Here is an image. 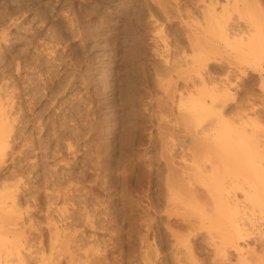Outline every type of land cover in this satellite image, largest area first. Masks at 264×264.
<instances>
[{
    "label": "rangeland",
    "instance_id": "374dc122",
    "mask_svg": "<svg viewBox=\"0 0 264 264\" xmlns=\"http://www.w3.org/2000/svg\"><path fill=\"white\" fill-rule=\"evenodd\" d=\"M202 1L197 0V3L196 0H177L181 6V10H183V14L181 13L182 20H179L173 18L174 16L167 19L160 12L158 0H0V102L6 104L5 108H1L4 107L1 104L0 108L4 112L0 110V112H3L0 114V117L1 115L4 117L7 114L5 115L8 116L6 119L10 118L9 116L12 119L11 121L10 119L7 120V127L10 125L11 128H5L6 131L8 129L10 131L8 130L9 134H6L8 132L5 133L6 144L8 141V147L6 146L8 150H5L7 152L6 156H3V161L0 160V192L4 194L6 192L5 189L8 187V189L13 191L14 199H16H13L16 209H14L15 207L11 208L14 204L8 210L6 209V211H9L8 216L12 215V217L16 218L12 219L14 223L10 220L6 221L3 218L4 221L0 220V227L3 230L5 229L4 231L12 229V232L8 230L7 236H13L12 234L16 233L15 236L19 235V242L22 243L20 248L18 246L19 250L17 247H13V251H11L12 248L9 245L11 249L8 247L10 250L5 249L6 252H15L16 249L17 251L21 250L20 252L23 253L33 252L32 254L35 252H58V246L61 247L62 245L63 247V244H66V241L65 243L62 241L65 239L63 237L64 234L69 233L71 240L67 241L66 245L68 246H65V248L61 247L62 249L59 252H63L64 250L65 252H73L74 257L76 256L75 258H84L85 253L90 254L89 252L94 253L97 251L98 254L107 252L108 261L105 260L107 264H116V260L117 264H176L175 260L177 258L181 260V264L236 263L237 253L230 251L227 252V255L220 257L219 254H216V256L214 252H207L205 249L203 251L202 247H200L202 246L200 241L197 242L193 252H185V248L180 246L178 247L179 250H177L173 242V237L176 234L172 237L164 231L163 223H165L167 215L163 211L164 200H162L163 196L161 195L163 189L162 187H160L162 190L158 188L160 181L157 180L159 176L157 174L159 173L160 177H162L160 172L163 173L164 166L158 158L160 157L158 153L161 149H159L160 142H158L159 140L156 141V137L160 139V136H157L155 130L158 127V123L162 126L167 125V127L173 125L172 121L177 114V92L175 89L181 88L182 84V80L177 77L179 76L177 72L180 70L174 72L173 69H170L171 65L168 63H172V61L170 60L169 62V59L165 58L168 52H171L170 54L173 55V52H177L176 49L178 51L182 48L185 51L188 49L187 45L185 46L186 38L184 31L186 27L183 24L184 14L188 13L192 16L190 21L194 27L196 22H200L199 16L201 14L199 13H201V8L206 5L205 2L208 0ZM167 2L173 4V0H168ZM167 2L163 3V5L165 4L164 6L170 9L171 7L169 8V6L173 5L170 3L166 4ZM251 2L254 7L253 9L251 5V10H255L256 15H259L258 21L262 28L261 33L264 34V13H262L264 12V0H252ZM216 7L218 8L219 6ZM183 8L185 10L188 9L189 12H184ZM191 9L192 11H190ZM171 11H174L173 7ZM233 12H230L233 16L229 15L230 19L228 21L231 24L228 22L227 30L229 32L233 30L232 32L234 33L235 31L245 30V27L248 28L246 20L239 17L235 11ZM254 12L252 11L251 13L254 14ZM107 13L110 15L111 24L119 25L118 31L122 33L120 34L123 38L120 39V52L115 58L114 68L105 67L103 68L104 72L92 70L94 79H97V82H99L98 79H101L104 74L107 77V85L99 82V86H102V88L101 86L99 87L101 93L97 92L99 97L102 94L104 101L102 96L98 98V95H94V87L88 86L90 88L87 87V89H84V85H82L83 88L81 87L83 78L80 80L82 77L80 75L82 74L81 69L83 66L80 61L78 62L77 54L72 50L80 47L82 43L78 46V43H80L78 42L80 41L77 39L78 37L72 38L76 37L75 34H77L78 28H81V25H83L82 27L87 26L88 23L92 24V27L94 23L95 25H99L98 23L101 22L99 20L104 15L107 16ZM71 16L72 18L76 16L78 22L76 21V17L72 20ZM195 18L199 20L195 21ZM69 22L70 26L74 28V24L76 25L75 29L77 31L74 29L71 32L75 33L74 37L70 36L69 32H67ZM153 22L157 23L154 24ZM243 26L245 27L243 28ZM145 27L148 29L146 30ZM69 28L72 31L73 28ZM128 28L132 29L129 30ZM158 28H161L159 33H157ZM95 30L93 31L94 34L92 32L89 33L90 44H88V40L86 46L90 49V54H96L97 52V55L101 57L106 48L101 40H99V43L97 42L98 37L95 36L97 29ZM53 32H56L55 35ZM57 34L59 35L56 36ZM55 36L56 38L60 37V44L58 46ZM70 37L72 40L69 39ZM157 37L161 38L157 39ZM129 38L133 39L130 40ZM70 42L75 44L72 45L73 49ZM68 44L70 47H68ZM95 44H98V47L91 49L92 45L94 46ZM110 45L108 47L112 48ZM52 47H56V49ZM163 47L167 48V53H164ZM75 51L77 52V49ZM225 51L226 49L220 44L215 55L222 54L215 56L214 59H216L211 60L208 64L210 70L213 71L208 70L209 67H202L203 71L201 70V74L204 77L210 74L209 78L213 77L212 80L214 79L213 85L223 86L221 82L226 81L227 83L229 81L231 93L239 94L238 98V95H235L236 98L234 99L236 101L233 99V102H228L229 106L233 104V106L242 105L241 103L243 102V106L246 105L247 111L252 106L253 108L255 107V110H249L253 115L249 113L248 116H251L249 117L250 119L253 116L252 120L257 121V126L255 125V127L259 126V128H262L264 127V92H262L261 86L259 87L258 85L260 82L259 74L257 71L254 72L248 69L246 76L241 75L237 72L239 64L236 63L238 62L235 60V63L231 56L227 57ZM187 52L189 51L187 50ZM109 53H111V49L106 54ZM73 54L77 58V61L75 60L74 62L76 66L73 65L76 69L72 68V63L75 59ZM188 54L190 55V53ZM189 55L187 56L189 57ZM180 56L177 59L181 60ZM188 57L187 59H189ZM78 67L81 69H77ZM137 68L138 70H136ZM72 69L78 72L76 73L78 77L76 76L75 78L77 82L73 85L74 87H71L70 83H67L68 77H71ZM104 85L107 88H104ZM179 85L180 87H178ZM85 90L89 91L88 95H91L88 96V92L86 91L87 93H85ZM87 96L88 98H86ZM93 96L94 99L91 98L89 100V97ZM96 97L99 101L95 100ZM84 98L87 100H84ZM238 99L239 101H237ZM92 100H94L93 103L97 102H95L96 106L92 103ZM87 101H91L92 104L89 105ZM240 101L242 102L239 103ZM7 102L12 107L9 106L12 111L7 109ZM52 102H55V106L52 105ZM99 102L100 107L98 106ZM108 103H111L110 106ZM106 105L108 106L105 107ZM247 106L249 107L247 108ZM89 108L93 109L94 114H96L95 116ZM7 111L10 113H7ZM92 114L93 118L91 119ZM104 114L105 116L102 117ZM101 117L104 119L101 120ZM106 118L107 121H105ZM104 121L106 124L103 123L105 125H102ZM96 123L99 124L96 125ZM113 123L115 124L114 126L112 125ZM120 123L121 126L119 127ZM102 127L106 129H102ZM125 127L128 128V131ZM110 128H113V131ZM259 128L258 130H260ZM96 129H100V131ZM121 129L127 131L129 134ZM142 129L144 130L141 131ZM261 131L264 132L262 129ZM114 132H117L116 135H114ZM98 133H101L100 135L102 136L99 137ZM123 133L129 135L127 137L125 136L126 134L124 135L127 140L124 138ZM152 133L156 134L155 139V135ZM128 137H130V140H128ZM102 138H105L103 139L105 141L102 140L100 142ZM149 140L152 142L151 146L153 143L155 145L153 144L154 146L151 147ZM104 142L105 144H103ZM99 143L106 147L99 145ZM175 143L177 141L173 142V145L176 147L173 145L171 147L172 158L175 157L174 162L177 161L176 163H178L180 156L177 153L180 154L181 152H178L179 149L177 147H180V145ZM67 145L71 146L68 147ZM153 147L156 148L155 151ZM150 159L151 161H149ZM153 162L156 166L153 165ZM147 164L149 166L153 165L154 169L156 167L160 169V171L156 172L157 174L155 173L157 176L155 180L159 182H157V187H154V191L153 189H149L150 186L148 187L150 178L147 176V168H149ZM156 169L155 171H157ZM13 185H16V188ZM152 193L155 198L154 215L150 203ZM1 194L2 198L3 194ZM9 202L11 201L8 199L5 203L9 205L11 204ZM4 205L8 207V205ZM17 207L19 208V212H17ZM15 210L19 215H17ZM0 214L1 216L5 215L2 211ZM170 214L171 217L169 218L173 221L171 223L173 234L177 233L184 240L188 232L183 229L184 224L180 225L182 218L175 213ZM152 217H154L153 221L155 222L156 248L158 249V252L153 253L150 250V248H153L150 229ZM55 227L59 233L57 241L55 238L50 237V235H53V228L55 229ZM61 227L67 231L64 230L65 232L62 233ZM177 235L175 238H178ZM5 236L3 235L2 238L7 240L9 244L12 238L8 237L9 240ZM50 241L52 242V246H50ZM54 241L57 244H54ZM66 248L70 249V251L66 250ZM5 250L1 252H5ZM11 252L9 253L10 257L8 255L9 258H6V256L5 260L10 264H16L13 263L16 261L13 260L15 256L11 257ZM241 254H243L248 264H264V252H242ZM155 256L156 258H153Z\"/></svg>",
    "mask_w": 264,
    "mask_h": 264
},
{
    "label": "bare ground",
    "instance_id": "6f19581e",
    "mask_svg": "<svg viewBox=\"0 0 264 264\" xmlns=\"http://www.w3.org/2000/svg\"><path fill=\"white\" fill-rule=\"evenodd\" d=\"M159 1L160 0H158L160 12H162V14H164L167 19H170L172 16H174L173 18L182 20L181 16L183 14L182 13L183 10H181V6L179 5V2H177V0H173V4L170 2H167L168 0H164V2H162L163 0H161L162 3L161 2L159 3ZM251 1L248 2L247 0H222V1H220V0L219 1L218 0H208L207 2H205L206 5H204L203 8H201L202 9L201 13H199V14H201V16H199L200 22L199 21H198L199 23L196 22V24H195L196 26L194 25V27L190 21L192 16H190L188 13L184 14L185 18H184L183 24L186 27V30L184 29L185 30L184 31L185 32V38H186L185 46L187 45V48H188L187 50L189 52H187V50L185 51V49H183V48L179 51L176 49L177 52H175V53L173 52L172 53L173 55L170 54L171 52L169 53L167 51L168 54H166L167 56L165 55L166 58L164 57L165 59L168 58L169 62H170V60L172 61V63H168L171 65V66L169 65L170 69H173L174 72L175 71L177 72V70L178 71L180 70L179 72H177L179 76H177V75L176 76L182 80L181 88H178V89H175L176 87L174 88L175 91L177 92L176 93L177 94V98H176V100H177L176 101L177 102L176 103L177 104V112L176 113L177 114L175 113L176 114V116H174L175 119L172 121L173 125L170 127L169 126L167 127V125H165V126L163 125L164 126L163 127L160 123H158V125H157L158 127H156L157 129L155 128L157 130V131L155 130V133L157 132V136L159 135L160 139H158L159 137H156L155 133L154 134L152 133L153 135H155L154 139L156 137V141L159 140L158 142L161 143V144L159 143V145H160L159 149H161V151L159 150L158 156H160V157H158V158H159V161L161 160L160 162H162V164L164 166L163 173L160 172L162 174V177H160L159 173L158 174L156 173V172L160 171V169L158 167H156L159 170L155 168L157 170V171H155L154 166H156V165L154 162H153L154 166L150 165L151 167L148 165L149 162L147 164L149 167V168H147L148 169L147 176H149V178H150V181L148 183L149 184L148 187L150 186L149 189L150 190L153 189V191H154L155 190L154 187H157V182H159V181H160L159 182L160 184L158 185L159 186L158 188L162 187V189H163V192L161 194L163 196L162 200H164L163 211L167 215V217L165 218V223H163L165 233H168L172 237L175 234L177 235V233L173 234V230L171 228V223L173 221H171V219L169 218V217H171L170 213H172V214L175 213L176 215H178L182 218L181 221L183 223L181 222L180 225L184 224L183 229L188 232V234L185 236L184 240L182 239V237H180L178 235H177L178 238H175L176 235H175V237H173L174 238L173 242L175 244L176 249L179 250L178 247L180 246V247L185 248L184 249L185 252H193L197 242L200 241V243L202 245L200 247H202L203 251L205 249L207 252H214L215 255L219 254L220 257L222 255L223 256L227 255V252H230V251L237 253L236 263L234 262V264H248L245 257H243V254H241L242 252H258V251L264 252V132H262V131L260 132L261 129L264 130V127H262V128H259V126L255 127V125L257 126V121L252 120L253 116H252V119L249 118L251 116H248V114L249 113L252 114V112H250L249 110L250 109L255 110L254 109L255 107L253 108L251 103L250 104L252 107L250 106L251 108H249V110H248L249 112L246 109V105H244L245 107L243 106L242 101L239 102V103L242 102L241 103L242 105L238 104L237 106L236 105L233 106L234 105L233 104L232 105L233 107L229 106L230 104H228V102H233V99L236 98L235 95L237 94V93H231L232 90L230 89L229 81L227 83H226V81L221 82V84L223 83V86L220 84L222 87L217 86V85H213L214 84L213 83L214 79L212 80L213 77L212 78L210 77L211 78L210 79L209 76H211V75L210 74L207 75V73H206L207 77H204V75L201 74L202 73L201 70H202V67L208 68L209 62L211 60H213L215 56H220V54H222V53L218 52L219 55H215V54H217L218 46L220 44H222L223 48L226 49V51H225L226 56L227 57L231 56L234 59V61L236 60L238 62V63H236V61H235L236 64H239V65L241 64L240 66L239 65L237 66L238 67L237 72H239L241 75H244V76H246L248 69H251V71L253 70L254 72L255 71L258 72L259 77H260V82L258 85H259V87L261 86V88H262L261 90H262V92H264V34L261 33L262 28L260 27V25H259L260 22L258 21L259 15L257 16L256 13L254 12L255 10H253L254 7H253V4ZM165 2H167L166 4H168V3L172 4L173 6H171L169 4L170 5L169 8L173 7V10L175 12L171 11V8L170 9L166 8V6H164L165 4L163 5V3H165ZM196 2H197V0H196ZM253 3H255V2H253ZM155 4H156V1H155ZM216 6H219V7L217 8ZM250 6L253 7L252 10H251ZM167 7H168V5H167ZM184 8H185V6H184ZM187 10H185L184 12H189V10L188 11ZM250 10H251V12L253 11L254 14H252L250 12ZM190 11H192V9ZM231 11H232V13H234L233 11H235L239 17L244 18L246 20L248 28L243 26V28L245 27V30L242 28L243 29L242 31L239 30L238 32L235 31L233 33L232 32L233 30L231 29L232 31L230 30L231 32H229V30H227L226 27L228 26L227 25L228 22H230V21H228V19H230L229 15H231V13H230ZM260 11H262V10H260ZM74 12H76V11H74ZM74 12H73V15H74ZM199 12H200V10H199ZM262 13H264V12H262ZM102 15H104V14H102ZM72 16H71V18H72ZM231 16H233V15H231ZM74 17H76V16H74ZM100 17H102V16H100ZM109 17H110V15L107 13V16L104 15L101 20L98 19L99 21H101V22L98 21L99 25H97V24L95 25V23H94L93 27H92L91 26L92 24L90 25L88 23L89 26H88V24L85 27H82L83 25H81V28H78V31H77V29H75L76 28L75 24H74L75 28L73 26H70L71 25L70 24L71 21H70L69 25H68V30H67V32H69L70 36L71 35L73 36L75 33L73 34L71 32H73V30L75 29V31H77V34H75L76 37H74L75 36L74 35L73 36L74 38H72V39H75L78 37L77 39L80 40V41L77 40L78 42H80V43H78L79 45L76 44L78 46H80V44L82 43L80 47L77 46L78 48H80L79 51H78V48H74V50H72L77 54L78 62L80 61L82 63V66H83L82 69L80 67L77 68V69L80 68L82 70V72H81L82 74L80 75V76H82L80 78V80L83 78V80L81 81L82 82L81 87H82V85H84L83 86L84 89H87L88 86H91L92 88L94 87L93 93L96 96L98 95L97 92L100 90L99 87L101 86V85L99 86V82L102 84H106L107 83V77L104 74L105 76L103 75V77L101 79H98L99 82H97V79H94V75L92 73L94 70H96V72L97 71L104 72L103 68H105V67H108L110 69L114 68L113 64H115L114 63V61L116 60L115 58L118 56V53L120 52V39L123 38L121 36L122 33L118 31L119 25L116 26V25H114V23L111 24V21H110L111 18H109ZM73 18H72V20L75 19V18L74 19ZM233 18H237V17H233ZM185 19H187V20H185ZM194 20L197 21L199 19L195 18ZM194 20H192V21H194ZM76 21L78 22V18ZM157 22H155V23H157ZM73 23H75V22L73 21ZM90 23H91V21H90ZM168 23H169V21H168ZM115 24H117V23H115ZM229 24H231V22ZM78 25H79V23H78ZM69 27L73 28L72 31ZM94 27H95V29H97V32L95 35L96 37H98L97 42L99 43V40H101L104 43V46L106 48L104 50V52L101 54V57L99 55H97V52H96V54H94V53L90 54V52H89L90 49L87 48V46H86V43L88 40H89L88 44H90L89 33L92 32L94 34V32H93L95 30ZM111 27H113V29H111ZM128 29L130 30L132 28H128ZM147 29L148 28H146V30ZM160 29L158 28L157 33H159ZM228 29H230V28L228 27ZM235 30H237V29H235ZM182 32H183V30H182ZM1 33H2V31H1ZM55 33H54V35H55ZM58 35L59 34H57L56 36H58ZM66 35H68V34L66 33ZM90 35H92V34H90ZM56 36H55V38H56ZM59 38H56L57 41L55 39L57 46L60 44ZM158 38H161V37H157V39ZM69 39H71V37ZM132 39L133 38H131L130 40H132ZM65 40L67 41V39H65ZM70 45L72 46L75 44L71 43ZM70 45L68 44V47H70ZM109 45L112 48H109L108 47ZM97 47H98V44H95L94 46L92 45L91 49H96ZM52 48H51L52 51H53V49H56V47H54L53 49ZM165 48H164V50H165L164 53H167L166 52L167 48L166 49ZM72 49H73V46H72ZM75 49H77V52L75 51ZM110 49H111V53L106 54L108 52V50H110ZM188 53H190V55ZM184 54L189 55V57L187 55H184ZM179 56L181 57V60L177 59V57L179 58ZM73 57L75 58L73 60V63H74L75 60L77 61V58L75 57V55ZM187 57L189 59H187ZM177 60H179V61L177 62ZM164 62H162V64H164ZM73 63H72V66L76 64V63H74V64ZM176 63H177V65H176ZM165 64H167V62H165ZM235 65H234V67L236 69ZM80 66H81V64H80ZM210 66H211V64H210ZM72 68L76 69V67H74V66ZM75 69L74 70L72 69L73 71L70 74L71 77H68V80H67V83H70L71 87L73 85H75V82H77L75 78L77 76L76 73H78V72H76ZM166 69H167V66H166ZM136 70H138V68ZM208 70H210V67ZM210 71L212 72L213 70H210ZM164 72H165V69H164ZM208 73H210V72H208ZM69 78H70V80H69ZM119 81H120V79H119ZM170 81L172 82V80H170ZM157 83L159 84V82H157ZM174 83H175V81H174ZM106 85H104V88L105 87L107 88ZM172 85H173V83H172ZM109 86H108V88L111 87V86L110 87ZM215 86H217V87H215ZM141 87H143V86H141ZM178 87H180V85ZM88 88H90V87H88ZM101 88H102V86H101ZM171 88H173V87H171ZM245 88H247V87H245ZM86 91L87 90H85V93L88 92L87 93V95H88L89 91H87V92ZM159 91H160V89H159ZM102 92H104V91L102 90ZM163 92H165V91H163ZM243 92H245V91H243ZM99 93H101V92L99 91ZM104 94H105V92H104ZM90 95H88V96H90ZM237 95H238L237 96V98H238L239 94H237ZM88 96L86 98H88ZM101 96H102V94H101ZM142 96L144 97V95H142ZM3 97H4V95H3ZM50 97L52 98V96H50ZM97 97L100 98L99 95ZM97 97L95 100H97ZM86 98H84V100H87ZM89 98H90L89 100H91V98L94 99V96L89 97ZM102 98H103V96H102ZM241 98H239V99H241ZM10 99H12V98H10ZM239 99L237 101H239ZM5 100H4V102H5ZM103 100H104V98H103ZM247 100H246V102H248ZM93 101L94 100H92V103H93ZM97 101H99V100H97ZM234 101H236V100L234 99ZM95 102L93 104H95ZM54 103L52 105H54ZM56 103H58V102H56ZM92 103H91V101L88 102L89 105H91ZM1 104L2 103L0 102V107H1ZM110 104H109V106H110ZM2 105L4 107H1V108L6 107L5 103ZM89 105H87V106L89 107ZM99 105H100V102L98 103V106ZM248 105H249V103H248ZM9 106H10V104L8 103L7 109L11 110L10 109L11 106L10 107ZM54 106H52V107H54ZM95 106H96V104H95ZM107 106L108 105H106L105 107H107ZM248 107L249 106H247V108ZM1 108H0V110H2ZM91 108H89V109L94 114L93 109L95 110V108L94 107H93V109H91ZM175 110H176V108H175ZM88 111H87V113H89ZM3 112H0V114H2ZM8 112L9 111H7V113ZM245 112H248V113H245ZM80 113H81V111H80ZM166 113H168V112H166ZM256 113H257V111H256ZM93 114H92L91 119L93 118ZM106 114H108V113H106ZM5 115H7V114H5ZM5 115H4V117L1 115V117H3V118L0 117V160L1 161H3L2 158H4L3 156L7 153V152H5V150H8V149H6L8 147L7 146L8 141L6 144V141H5L6 137L5 136H6V134H9V131H10L9 129L11 128V126L9 125L7 127V120H9V119H10V121L12 120L11 116H9L10 118L6 119L8 116H5ZM95 115L96 114H94V116ZM230 115H232V116H230ZM87 116H88V114H87ZM89 116H91V115H89ZM104 116H105V114L102 117H104ZM106 116H108V115H106ZM233 116H235L236 118L235 117L233 118ZM255 116H257V114H255ZM102 117H101V120L104 119ZM230 117H232V118H230ZM160 118H161V116H160ZM248 118L252 121H250ZM162 119H163V117H162ZM105 121H107V118L105 119ZM105 121L102 122V125L106 124ZM103 123H105V124H103ZM114 123H116V122H114ZM114 123L112 124L113 126L115 125ZM254 123H256V124H254ZM98 124L96 123V125H98ZM117 124H116V126H117ZM108 125H109V123H108ZM106 126H104V127H106ZM118 126L120 127L121 123ZM131 126H130V128H131ZM104 127H102V129ZM5 128H9L8 129L9 131L8 130L6 131ZM125 128H126V130L128 129L127 127H125ZM258 128L260 130H258ZM104 129H106V128H104ZM110 129H112V131H113V128H110ZM110 129H108V130H110ZM117 129H116V131H117ZM4 130H5V132H4ZM96 130L100 131V129H96ZM143 130L144 129H142L141 131H143ZM122 131H125V130H122ZM127 131H125V132H127ZM6 132H8V133H6ZM104 132H106V131L104 130ZM116 133L114 135H116ZM119 133H120V131H119ZM110 134H112V133H110ZM125 134L126 133H123V136ZM128 134H126L125 136L127 137ZM150 134H151V132H150ZM104 135H105V133H104ZM107 135H109V134L107 133ZM101 136L102 135H100L99 137H101ZM125 136H124V138H126ZM118 137H117V139H119ZM150 137H151V135H150ZM120 138H123V137H120ZM97 139L99 140V138H97ZM103 139H105V138H102L100 140V142H102ZM126 140H127V138H126ZM128 140H130V137H128ZM103 141H105V140H103ZM120 141L122 142V140H120ZM124 141H123V143L125 144L126 141L125 142ZM174 141H177V143H178V144L177 143H175V144L180 145V147L179 146L177 147L179 149L178 152H181L180 154L173 150L174 152H176L178 154V156H180L179 159L181 162L179 161L178 163H176L177 161L174 162L175 161L174 160L175 155L173 156L174 158H172L173 154H172V148L171 147H172ZM158 142H156V143H158ZM151 143L152 142L150 141V146H151ZM103 144H105V142ZM103 144L101 145V143H99V145H101V146H103ZM153 144H152V146L155 145V144L154 145ZM69 146H71V145H69ZM103 147H106V146H103ZM174 147H176V146H174ZM154 148L155 147H153V150L155 151L156 148L155 149ZM68 149H71V148H68ZM98 152H100V151H98ZM176 153H174V154H176ZM149 161H151V159ZM155 173L157 174V176L159 175L157 178V180H159V181H157V182L155 180V178L157 177L155 175ZM149 178H147V179H149ZM160 178H161V180H160ZM8 186H9V184H8ZM14 186L16 188V185H13V187ZM5 190H6V192H5ZM5 190H3L5 192L4 194L2 192V194H3L2 198L0 196V212L2 211L3 214L5 213V215L1 216V214H0V217L2 218V219L0 218V220L4 221V219H6V221H8V220L12 221V219L14 220L15 217L14 216L12 217V215L8 216L9 211H6V209L8 210V208H10L13 204H14V206H12L11 208L15 207V201L14 200H16V199H14L15 196H14L12 190L8 189V187ZM47 192H48V189H47ZM0 194H1V192H0ZM51 195H53V194H51ZM8 199H9V201H11V202H9V203H11L9 205L7 203H5L8 201ZM154 199L155 198H154L153 193H152L150 203H151V209H152L153 215L155 214V212H154V202H155ZM3 204L8 205V207H6L5 205L3 206ZM24 206H26V205H24ZM18 207H17V212H19L18 210L20 208V207L19 208ZM25 208L27 209V207H25ZM14 209H16V207ZM14 209H12V210H14ZM15 212H16V210H15ZM17 215H19V213H17ZM153 220H154V217H152L151 225H150L151 226L150 229H151V233H152V240H153V244H152L153 248H150L152 253L158 252L157 251L158 249L156 248L157 246H156L155 222ZM5 228H6V226H5ZM61 229H62V227H61ZM2 230H3L2 227H0V264H10L7 262V260H5V257L7 256L6 258H9L10 257L9 253L11 251H13V249H14L13 247H17V249H18V246L20 248L21 247L20 245L22 243L19 242V240H20L19 235L15 236L16 233L12 234L13 236H7L6 233H8L9 229L6 231H4L5 229L3 231ZM11 230H9V232H12ZM56 230H57L56 227H55V229L53 228V231H54L53 235H50V237L55 238V240L59 236L58 230L57 231ZM64 230H63V232L62 231L61 232L64 233L65 231H67V230H65V231ZM50 231H52V230H50ZM17 234H18V232H17ZM168 234H167V236H169ZM3 235L4 236L6 235L7 239H9L8 237L12 238L11 241L9 242V244H8L7 240L2 238ZM63 237L65 239L62 241H64V243L66 241V244H67L68 240H71V236L69 235V233L64 234ZM17 239H18V241H17ZM169 239L171 240V238H169ZM51 240H53V239H51ZM56 241H54L55 242L54 244H57ZM50 243H51L50 246H52L51 241H50ZM62 244H63V242H62ZM66 244H63L64 248H65V246L66 247L68 246ZM9 245H11L10 247L12 249L9 247ZM170 245H171V243H170ZM8 247L11 249L10 252H6V250H5V249L10 250ZM61 247H62V245H61ZM61 247L58 246L59 251L63 248V247L62 248ZM17 249L15 250V252H11V257L15 256V259L13 258V260L16 261L13 263H16V264H107V261H108L107 260V252H103L102 254L99 253V254H101L99 256L97 251L94 253L88 251L90 254L85 253L84 258H81L80 256H79L80 258H75L76 256L74 257L73 252H65L64 249H63L64 251L62 250L63 252H59V251L58 252L57 251L56 252L50 251L48 253H46V252H35L34 254H32L33 252L32 253L31 252H27V253L24 252L23 253V252H20L21 250L17 251ZM56 249H57V247H56ZM4 250H5V252H1ZM53 250H55V249H53ZM66 250L70 251V249H68V248H66ZM8 255H9V257H8ZM76 255H77V253H76ZM235 256H236V254H235ZM153 258H156V256ZM105 260H107V261H105ZM103 261H105L106 263ZM175 262H176V264H181V260L179 258H177L175 260ZM115 263L117 264V260L115 261ZM157 263H159V262H157ZM147 264H149V263H147Z\"/></svg>",
    "mask_w": 264,
    "mask_h": 264
}]
</instances>
